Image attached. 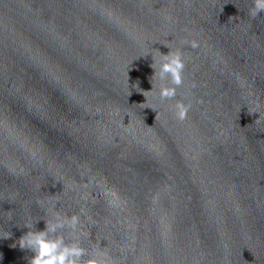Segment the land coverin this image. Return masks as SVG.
Returning a JSON list of instances; mask_svg holds the SVG:
<instances>
[{
    "label": "water",
    "instance_id": "95a60500",
    "mask_svg": "<svg viewBox=\"0 0 264 264\" xmlns=\"http://www.w3.org/2000/svg\"><path fill=\"white\" fill-rule=\"evenodd\" d=\"M250 7L0 0V264H28L12 245L53 204L112 264H264V14ZM164 45L184 53L183 122L175 100L142 95L145 51Z\"/></svg>",
    "mask_w": 264,
    "mask_h": 264
},
{
    "label": "clouds",
    "instance_id": "9594fccd",
    "mask_svg": "<svg viewBox=\"0 0 264 264\" xmlns=\"http://www.w3.org/2000/svg\"><path fill=\"white\" fill-rule=\"evenodd\" d=\"M261 14H264V0H251L249 17L256 19ZM184 43L192 48L198 47L196 40L181 41V44ZM164 46L169 49L167 54H162L154 48L145 51L143 57L151 56L150 67L153 74L150 78L151 90L143 91L142 95L151 93L160 101L175 100V103L170 106L171 110L175 119L183 122L187 119L191 108V104L176 99L177 89L183 84L184 53L182 48L173 50ZM135 86L139 88L138 85ZM106 195L115 196L114 193H106ZM109 204L117 206L115 199H110ZM47 212L50 217L47 220L38 219L35 222L31 219L26 220L22 227L27 231L12 245L32 254L28 264H112L106 252L90 250L82 245V240L87 238V233L81 229L80 215H62L55 210L54 204L47 209ZM40 220L44 221L45 226L43 230L37 231L34 226ZM10 236L11 233L7 232L0 235V239H7Z\"/></svg>",
    "mask_w": 264,
    "mask_h": 264
}]
</instances>
